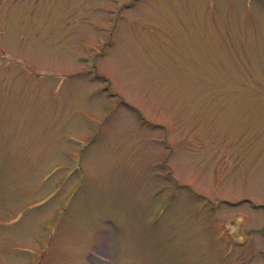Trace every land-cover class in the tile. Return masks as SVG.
<instances>
[{
  "label": "rangeland",
  "instance_id": "1",
  "mask_svg": "<svg viewBox=\"0 0 264 264\" xmlns=\"http://www.w3.org/2000/svg\"><path fill=\"white\" fill-rule=\"evenodd\" d=\"M0 264H264V0H0Z\"/></svg>",
  "mask_w": 264,
  "mask_h": 264
}]
</instances>
